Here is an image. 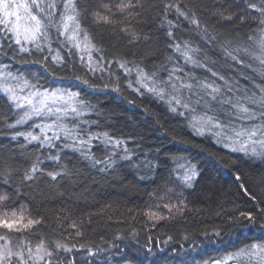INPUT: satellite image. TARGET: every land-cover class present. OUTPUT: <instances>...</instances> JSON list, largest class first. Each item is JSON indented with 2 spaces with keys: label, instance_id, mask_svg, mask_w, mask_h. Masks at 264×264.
Instances as JSON below:
<instances>
[{
  "label": "snow or ice",
  "instance_id": "1",
  "mask_svg": "<svg viewBox=\"0 0 264 264\" xmlns=\"http://www.w3.org/2000/svg\"><path fill=\"white\" fill-rule=\"evenodd\" d=\"M202 3L200 15L183 0L148 5L159 13L158 27L166 34L172 55L166 63L146 68L123 57L105 60L108 52L101 46L106 35L117 33L126 45L153 42L145 31L146 21L138 19L145 9L144 0H0V100L7 106L6 112L0 110V129L5 140L18 145L16 156L8 155L14 149L0 147V264H77L74 252L83 249L95 257L105 250L66 242L60 216L48 228L51 218L46 212L33 204L34 212L28 213L21 203L26 199L22 189L30 190L43 176L56 181L66 173V169L65 173L45 171L47 161L59 165L63 155L75 153L105 171L117 160H133L127 141L99 130V120L92 119L99 108L88 99L89 93L78 86L74 90L71 84L54 83L59 78L49 69L66 68L73 58L92 76L107 74L111 78L115 64L123 70L128 88L164 104L196 136L258 162L257 167L264 165V0ZM89 22L104 26L107 32L90 31L84 26ZM225 25H242L250 31L246 39L228 40L219 31ZM178 33L190 39L178 38ZM32 65H38V70ZM73 79L77 85L96 89L87 79ZM114 84L119 92V80ZM29 146L35 147V155H25ZM93 149H103L105 157L97 158ZM21 157L27 168L16 167ZM146 166L151 174L154 166L150 162ZM199 176L195 164L177 158L172 183L150 193L162 203L150 205L144 215L156 221L168 218L151 210L153 207L166 209L168 216L173 210L183 215L188 211L184 192L194 187ZM240 187L255 204L229 220L241 223L243 218L245 227L259 225L264 231V223H259L264 221V199L258 200L243 184ZM87 215L90 219L92 214ZM71 226L76 227L75 222ZM82 235L77 230L73 238ZM204 237L220 240L221 232L214 230ZM112 247L119 251L118 245ZM203 264H264V240L245 243Z\"/></svg>",
  "mask_w": 264,
  "mask_h": 264
},
{
  "label": "trees",
  "instance_id": "2",
  "mask_svg": "<svg viewBox=\"0 0 264 264\" xmlns=\"http://www.w3.org/2000/svg\"><path fill=\"white\" fill-rule=\"evenodd\" d=\"M144 3L145 9L138 19L146 21L145 31L153 36V42L146 46L143 42L126 45L125 38L119 33L106 35L101 41V46L108 52L105 60L123 57L141 67L152 68L166 63L172 55L166 34L158 27L156 18L159 13L148 7L150 4L159 5L160 0H144ZM183 3L198 15L201 14L199 9L204 7L202 0H183ZM250 14L256 15L255 12ZM204 18L208 19L207 16ZM84 26L90 31L107 32L104 26L91 25L90 22ZM219 31L225 39L236 40L246 39L250 30L242 25L239 28L225 25ZM177 36L190 39L183 33ZM191 39L198 43L194 37ZM31 67L33 70L39 68L38 65ZM49 71L59 78L54 81L57 85L71 84L74 90L78 86L89 93L88 99L99 108L92 117L99 120V130L127 141V147L133 154L132 162L117 160L113 168L105 171L91 166L78 154L63 155L59 165L47 161L44 167L45 171L62 173L66 169L65 174L58 176L56 181L43 176L30 190L22 189L26 199L21 203L28 213L34 212L33 204L41 212H46L51 218L48 228L57 223L58 216L61 217L59 224L66 242L75 243L77 247L83 244L93 250L97 246L105 249L95 257H89L83 249L74 252L77 264H193V261L203 264V261H211L245 243L264 240V231L259 225L245 227L247 222L243 218H240L241 223L229 220L241 211L252 210L255 204L244 194L241 184L258 200L264 199V165L257 167L258 162L247 161V158L229 153L207 137L196 136L185 126L183 119L169 113L164 104L128 88L123 70L117 69L115 64L111 78L107 74L92 76L76 58L66 68L51 67ZM197 74H200L199 70ZM73 77L87 79L96 89L77 85ZM116 79L119 80V92L114 90ZM104 85L108 88L105 89ZM0 105H3L2 100ZM0 110L6 112L7 106L3 105ZM4 135L0 129V147L14 149L8 155L16 156L18 145L13 146L4 139ZM29 148L25 155H35V147ZM93 151L97 158L105 157L103 149ZM179 157L190 160L200 172L194 187L184 192L188 211L180 215L173 210V215L168 216L166 209L153 207L151 210H158L168 218L149 220L144 212L150 205L162 203L150 193L172 183V172ZM20 159L21 163L16 167L27 168L29 165L23 163V157ZM149 162L154 166L151 174L146 166ZM237 175L239 180L235 179ZM100 209H103L102 213ZM88 213L92 214L90 219ZM108 217L112 218L111 222ZM73 222L76 227L71 226ZM77 230L83 235L73 238ZM214 230L221 232L220 240L204 237V233L211 236ZM101 235L104 236L103 241L100 240ZM113 244L119 246V251L112 247ZM196 245L199 247H194Z\"/></svg>",
  "mask_w": 264,
  "mask_h": 264
}]
</instances>
